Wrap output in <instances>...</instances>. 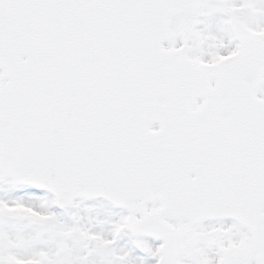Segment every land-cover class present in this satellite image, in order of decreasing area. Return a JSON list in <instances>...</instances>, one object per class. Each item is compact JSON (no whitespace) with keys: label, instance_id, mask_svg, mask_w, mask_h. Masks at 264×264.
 I'll return each instance as SVG.
<instances>
[{"label":"snow or ice","instance_id":"obj_1","mask_svg":"<svg viewBox=\"0 0 264 264\" xmlns=\"http://www.w3.org/2000/svg\"><path fill=\"white\" fill-rule=\"evenodd\" d=\"M0 264H264V0H0Z\"/></svg>","mask_w":264,"mask_h":264}]
</instances>
